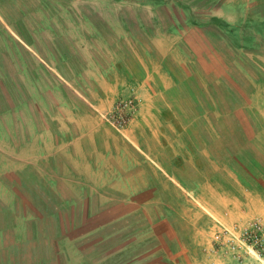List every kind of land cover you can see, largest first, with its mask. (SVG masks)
<instances>
[{"label": "crops", "instance_id": "crops-1", "mask_svg": "<svg viewBox=\"0 0 264 264\" xmlns=\"http://www.w3.org/2000/svg\"><path fill=\"white\" fill-rule=\"evenodd\" d=\"M5 7L0 0V67H27L15 47L16 41L26 39L7 26ZM216 16H188L197 30L177 27L152 33L150 19L138 16L136 24L146 39H138L129 30L127 17H105L119 37L114 46L105 43L104 61L80 45L73 53L50 50L44 61L36 49L33 26L26 46L33 67H38L39 59L46 67L68 66L76 55L74 67L93 68L95 92L90 96L77 92L78 108L87 111H75L70 101H61L68 108L56 117L57 128H39L32 121L22 144L12 140L6 144L0 120V264H80L71 262L65 244L82 235L70 239L63 231L70 229L73 217L82 214L85 202L91 200L90 185L134 181L123 178L140 176L143 171L135 172V167L153 165L190 191L203 188L205 195L220 196L222 209L216 213L215 225L230 227L264 219V165L260 167L264 162V79L254 76L247 81L243 45L238 44L232 53L223 31L217 33L221 48L213 47L210 24L233 23L226 16ZM155 18L152 25L160 23ZM255 19L264 22L263 15ZM130 95L136 98L137 109L117 129L107 118L114 105ZM37 96L35 92L33 101ZM19 103L27 105L26 100ZM6 112H0V119L11 114ZM199 136H205L204 142H199ZM249 152L254 160L245 168L237 157ZM245 169L249 179L242 174ZM93 188V199H101L100 194L96 197L98 188ZM127 208L115 215L137 210ZM100 212L95 209L92 216Z\"/></svg>", "mask_w": 264, "mask_h": 264}, {"label": "rangeland", "instance_id": "rangeland-1", "mask_svg": "<svg viewBox=\"0 0 264 264\" xmlns=\"http://www.w3.org/2000/svg\"><path fill=\"white\" fill-rule=\"evenodd\" d=\"M4 1L7 26L26 39L24 41L26 44L16 41L15 47L27 63V67H0V112L6 109V113H11L3 115L0 119L6 131L7 145L11 144V140L16 145L22 144L23 138L29 135L32 121L39 128L43 126L57 128L60 123L56 117H60L68 108V105L61 101H70L69 104L76 107L75 111H87L78 108L77 92L80 91V94L86 96L95 92V81L90 76L93 68L74 67L78 65L76 55L71 59L73 63L68 65L69 67L67 65L46 67L40 59L38 67H33L26 46L29 45V36L35 25L38 39L36 49L44 61L50 50L62 49L73 53L79 45L84 49L87 47L90 53L104 61L107 59L105 43L113 45L114 40L119 37L115 27L113 29L105 17L114 18L117 15L127 17L128 22L131 21L127 24L129 30L135 33L138 39H146L136 24L138 16L141 20L150 19L148 31L152 33L164 30L168 32L177 27L193 31L196 28L193 22L188 20V16L200 18L204 13H213L216 19V15L221 14L233 23L210 24L208 30L215 34L212 38L213 47L221 48L222 40L217 33L223 31L226 33V40L229 37L232 53L236 51L238 44L243 45L247 81L254 76L264 79V22L255 19L257 15L264 16V0ZM177 1H181L182 4ZM223 5L225 6L222 7ZM177 16L183 19L182 23L177 22ZM155 17L160 18V23L152 25V18L156 20ZM238 34L242 35L241 38ZM66 39H69V42ZM79 60L83 62V59ZM253 65L261 67L255 68ZM35 92L38 96L37 100L33 101ZM21 100H26L27 105H21L19 103ZM114 109L115 105L111 115ZM198 140L204 142L205 136H199ZM243 154H238L237 159L246 168L248 162L254 160V153L249 152L244 157ZM202 155L205 157V153ZM120 162L125 167V159ZM263 165L264 162L260 167ZM124 167L121 170L125 171ZM177 167H180L178 162ZM250 168L249 171L253 172L252 167ZM240 169L242 171L241 167ZM134 171L143 172L134 178H123L134 181L90 185L91 200L85 202L82 214L73 217L70 229L63 231L70 239L82 235L81 238L65 244L71 262L255 264L251 255L242 254L237 257L214 241V232L220 227L215 225L216 213L222 209L220 196L212 193L205 195L203 188L198 189L197 193L190 191L184 188V185L171 181L153 165L149 169L135 167ZM245 172L242 173L243 176L249 179V172L246 169ZM94 186L98 188L96 197L100 194L101 199H93ZM127 205L137 210L132 214L115 215V212L119 213L123 208L128 209ZM95 209H99L101 214L92 216Z\"/></svg>", "mask_w": 264, "mask_h": 264}, {"label": "built area", "instance_id": "built-area-1", "mask_svg": "<svg viewBox=\"0 0 264 264\" xmlns=\"http://www.w3.org/2000/svg\"><path fill=\"white\" fill-rule=\"evenodd\" d=\"M137 108V100L130 95L115 105L113 114L107 118L115 128H122ZM214 232V241L224 246L233 255L240 257L249 254L255 264H264V219L257 218L247 224H234L230 227L219 224Z\"/></svg>", "mask_w": 264, "mask_h": 264}]
</instances>
